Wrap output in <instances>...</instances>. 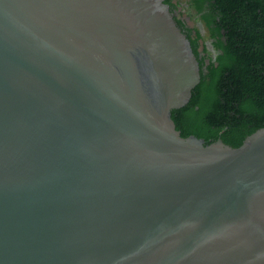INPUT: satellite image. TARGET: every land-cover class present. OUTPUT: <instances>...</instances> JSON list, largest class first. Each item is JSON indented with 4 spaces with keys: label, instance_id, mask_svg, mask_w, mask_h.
I'll list each match as a JSON object with an SVG mask.
<instances>
[{
    "label": "water",
    "instance_id": "water-1",
    "mask_svg": "<svg viewBox=\"0 0 264 264\" xmlns=\"http://www.w3.org/2000/svg\"><path fill=\"white\" fill-rule=\"evenodd\" d=\"M201 76L165 0H0V264H264V128L184 137Z\"/></svg>",
    "mask_w": 264,
    "mask_h": 264
},
{
    "label": "trees",
    "instance_id": "trees-1",
    "mask_svg": "<svg viewBox=\"0 0 264 264\" xmlns=\"http://www.w3.org/2000/svg\"><path fill=\"white\" fill-rule=\"evenodd\" d=\"M211 5L216 17H201L207 36L195 19V34L190 33L201 62V81L189 103L173 111V118L184 137L197 136L207 143L222 139L240 147L264 128V0H212ZM198 9L193 1L191 11ZM211 38L220 53L205 72L210 53L206 41Z\"/></svg>",
    "mask_w": 264,
    "mask_h": 264
},
{
    "label": "flooded vegetation",
    "instance_id": "flooded-vegetation-1",
    "mask_svg": "<svg viewBox=\"0 0 264 264\" xmlns=\"http://www.w3.org/2000/svg\"><path fill=\"white\" fill-rule=\"evenodd\" d=\"M167 1V0H165ZM193 1H197V6H198V11H196L195 13H193L191 11V7H192V2ZM214 2V1H213ZM168 3V2H167ZM169 6L172 10V12L175 15V18L177 19V17L180 18V26L183 29L184 33L187 35V37L190 40V33L191 34H195V30H192V21L193 19H195L196 21V26L197 28L201 31L202 35L204 37L207 36V29L205 28V25L201 19V17L203 16H209V17H216V12L214 13V11L212 10V0H169ZM194 16H196L194 18ZM178 21V20H177ZM212 27H216L215 24L212 25ZM191 41V40H190ZM214 42H216L215 38H211L208 39L206 41V44L208 46V50L211 51L210 48V44L213 46ZM214 47V46H213ZM215 50V48H214ZM214 52V51H212ZM220 52L216 51L213 53V58L212 60L215 61L218 57ZM204 54L202 53L201 56H203ZM217 55V57H215ZM211 60H206L205 66H204V71H207V67L210 64Z\"/></svg>",
    "mask_w": 264,
    "mask_h": 264
},
{
    "label": "rangeland",
    "instance_id": "rangeland-1",
    "mask_svg": "<svg viewBox=\"0 0 264 264\" xmlns=\"http://www.w3.org/2000/svg\"><path fill=\"white\" fill-rule=\"evenodd\" d=\"M213 53H214V52L210 51V53L207 55V56H208V58H207L208 61H209L211 58H213V56H212Z\"/></svg>",
    "mask_w": 264,
    "mask_h": 264
}]
</instances>
